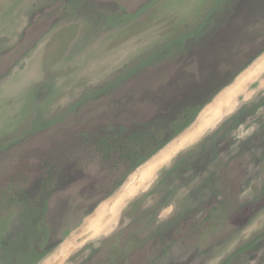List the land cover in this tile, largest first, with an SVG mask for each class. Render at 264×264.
Masks as SVG:
<instances>
[{"label":"rangeland","instance_id":"1","mask_svg":"<svg viewBox=\"0 0 264 264\" xmlns=\"http://www.w3.org/2000/svg\"><path fill=\"white\" fill-rule=\"evenodd\" d=\"M0 264H264V0H0Z\"/></svg>","mask_w":264,"mask_h":264},{"label":"trees","instance_id":"2","mask_svg":"<svg viewBox=\"0 0 264 264\" xmlns=\"http://www.w3.org/2000/svg\"><path fill=\"white\" fill-rule=\"evenodd\" d=\"M186 123L187 122L183 123L182 128L184 127V125H186ZM174 125H175V122H169L168 124L161 126L160 130L157 132H164ZM157 132L150 135L149 138H146L144 140V143L143 144L141 143L138 148H135L133 146L132 147H126V146H124L125 144L121 143L119 140H114L110 136L109 137L108 136H106V137L97 136V140L93 141L91 144H92L93 148L99 154L102 151L104 158L105 157L108 158L110 155H112L111 150H113L117 155L118 164L120 165V168H122L121 170L123 171V168L125 167L126 168L125 172H126L128 169L133 168V166H135L136 164L141 163L144 160V158L146 156H148L149 153H147L146 155H144V153H146L148 151V149L150 147H152V145L154 143V138L157 135ZM176 134H177V132H175L173 135H176ZM102 146H104V147H102ZM101 158L103 159L102 156H101ZM51 178L52 177H47L44 179L43 184H42L43 192H46V190H47L46 184L52 183ZM102 190L103 189H100L96 194L101 193ZM107 195H108V193H107ZM103 198H105V197H103Z\"/></svg>","mask_w":264,"mask_h":264},{"label":"bare ground","instance_id":"3","mask_svg":"<svg viewBox=\"0 0 264 264\" xmlns=\"http://www.w3.org/2000/svg\"><path fill=\"white\" fill-rule=\"evenodd\" d=\"M147 174V173H146ZM143 179V178H142Z\"/></svg>","mask_w":264,"mask_h":264}]
</instances>
